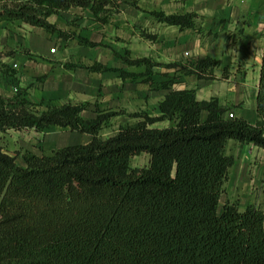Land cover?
<instances>
[{
	"label": "trees",
	"instance_id": "trees-1",
	"mask_svg": "<svg viewBox=\"0 0 264 264\" xmlns=\"http://www.w3.org/2000/svg\"><path fill=\"white\" fill-rule=\"evenodd\" d=\"M122 2L0 0V21H23L68 36L48 21L49 15L80 6L104 24ZM151 13L166 24L199 29L195 11ZM78 39L87 46L98 44ZM114 54L129 66L145 67L119 69L123 80L169 90L158 103V114L129 112L132 122L102 136L111 119L126 111L96 104V115L86 117L82 111L89 102L43 105L27 99L20 87L0 97V133L58 125L92 136L87 143L40 155L25 149L20 152L24 165L0 144V264H264V206L241 208L236 199H227L220 207L235 160L227 141L264 148V48L254 123L228 116L217 97L199 99L194 87H173L174 78L183 74L214 77L218 58L161 63L133 57L127 47ZM5 55L0 51V69L15 75L17 70L1 59ZM158 65L175 68L174 74L155 80ZM86 68L117 69L100 62ZM162 120L172 124L154 126ZM142 152L150 155L149 163L132 167L131 157Z\"/></svg>",
	"mask_w": 264,
	"mask_h": 264
},
{
	"label": "crops",
	"instance_id": "crops-1",
	"mask_svg": "<svg viewBox=\"0 0 264 264\" xmlns=\"http://www.w3.org/2000/svg\"><path fill=\"white\" fill-rule=\"evenodd\" d=\"M122 1L119 12L104 24L95 19L90 9L80 6L49 15L48 21L68 36L23 21H0V51L8 53L1 59L17 70L15 75H9L0 69V97H10L16 87H20L27 99L43 105L89 102L82 115L93 117L96 104L103 108H118L120 100L129 96L126 94L131 82L143 86L142 96L148 94L157 98L154 114H158V103L169 90H155L146 82L121 78L119 69L135 72L145 69L144 66H129L114 54V50L123 53L127 47L133 57L149 56L161 63L177 61L192 64L204 56L220 59L221 64L215 68L214 77L198 78L195 74H183L174 78L173 87H194L197 98L217 97L226 111L232 110L234 115H240L251 123L256 121V93L264 48V0ZM153 10L165 13L195 11L199 15V29L179 28L161 22L151 13ZM146 33L155 37L151 39ZM78 37L98 44L94 47L81 44ZM112 43L124 45L120 50ZM128 43H144L147 50L135 54ZM72 47L80 49L74 52L70 50ZM103 50L107 53L101 54ZM93 62L117 69L90 71L86 65ZM65 63L74 65L66 66ZM174 71L172 67L154 66L153 78L162 81L172 76ZM248 96H253V99L248 100ZM162 121L168 123L157 125L161 122L158 121L154 126L172 124L170 120ZM21 131H30L41 139V147L27 148L38 155L92 139L88 133L58 125H49L42 131L34 128ZM226 150L234 155L235 160L221 194L222 204L227 199H236L241 208L249 204L263 207L264 148L230 139Z\"/></svg>",
	"mask_w": 264,
	"mask_h": 264
},
{
	"label": "rangeland",
	"instance_id": "rangeland-1",
	"mask_svg": "<svg viewBox=\"0 0 264 264\" xmlns=\"http://www.w3.org/2000/svg\"><path fill=\"white\" fill-rule=\"evenodd\" d=\"M16 35H18L16 33ZM123 35V34H122ZM115 45L118 49H122L123 43H112ZM132 47V51L135 54H141L142 52L147 50V46L144 43H128ZM80 48L78 47H72L70 50L74 52H78ZM96 53V52H95ZM107 53L103 50L104 54ZM142 85L136 86L135 84L129 82V93L126 95H129L126 99L120 100V105L118 108L113 109H119L126 112L121 113L118 116H115L112 119V122L110 125L104 127L101 130V135L106 136L110 135L115 132L119 124L126 123V122H132L133 118L130 117L127 113L137 110H146L150 114H154L156 112V97L154 95H148L142 96V92L144 91ZM123 98V97H122ZM248 100L253 99V96H248ZM107 107V106H106ZM110 108V107H108ZM112 109V108H111ZM232 112V110H228L226 114L228 115L229 112ZM233 113V112H232ZM167 121H161L158 122L157 125H165L167 124ZM38 137V136H37ZM34 136V133L30 131H17V130H9L5 132L0 133V144L3 146L5 151H7L9 154L15 156V161L18 164H22L23 160L20 155V152L27 149V148H34L42 146L41 139ZM52 150V149H51ZM50 150L44 151L48 152ZM150 155L146 152H142L140 154L133 155L130 159V164L132 167H141L145 166L149 163ZM223 199L221 198L220 201V207L222 205Z\"/></svg>",
	"mask_w": 264,
	"mask_h": 264
},
{
	"label": "built area",
	"instance_id": "built-area-1",
	"mask_svg": "<svg viewBox=\"0 0 264 264\" xmlns=\"http://www.w3.org/2000/svg\"><path fill=\"white\" fill-rule=\"evenodd\" d=\"M51 50H54V47H51ZM233 115V113L230 111L229 113H228V116H232Z\"/></svg>",
	"mask_w": 264,
	"mask_h": 264
}]
</instances>
